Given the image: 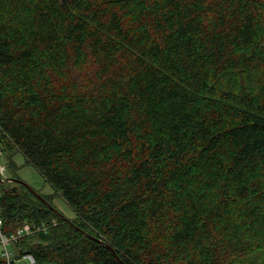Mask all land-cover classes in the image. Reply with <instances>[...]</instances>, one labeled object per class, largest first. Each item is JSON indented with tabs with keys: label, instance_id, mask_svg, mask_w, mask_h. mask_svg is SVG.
Listing matches in <instances>:
<instances>
[{
	"label": "trees",
	"instance_id": "trees-1",
	"mask_svg": "<svg viewBox=\"0 0 264 264\" xmlns=\"http://www.w3.org/2000/svg\"><path fill=\"white\" fill-rule=\"evenodd\" d=\"M0 150L76 213L4 189L16 260L264 264V0H0Z\"/></svg>",
	"mask_w": 264,
	"mask_h": 264
},
{
	"label": "rangeland",
	"instance_id": "rangeland-1",
	"mask_svg": "<svg viewBox=\"0 0 264 264\" xmlns=\"http://www.w3.org/2000/svg\"><path fill=\"white\" fill-rule=\"evenodd\" d=\"M14 162L16 164L15 165L16 169L15 168L13 169L8 165L7 159L4 156H1V150H0V195L4 189L14 188L18 185L20 186V184L11 181V180H18L28 185L31 189H33L40 195L48 198L51 197L52 205L59 212H61V214L64 217H66L68 220L76 219V213L74 212L72 207L64 200L62 196H60L55 192L53 187L45 180V178L34 166L27 163L26 158L22 153H17L15 155ZM2 168L4 169L3 173L1 172ZM16 235L17 234H15L14 236ZM6 238L10 239V237H6ZM15 244L16 243L10 244L8 246L9 249L14 250ZM4 249L5 246L3 244L0 245V255L4 251ZM29 263L30 262L25 258L17 259L15 261V264H29ZM88 264H92V263H88Z\"/></svg>",
	"mask_w": 264,
	"mask_h": 264
},
{
	"label": "built area",
	"instance_id": "built-area-1",
	"mask_svg": "<svg viewBox=\"0 0 264 264\" xmlns=\"http://www.w3.org/2000/svg\"><path fill=\"white\" fill-rule=\"evenodd\" d=\"M1 172L2 173L4 172L3 168L1 169ZM2 226H3V220H2L1 213H0V245L3 244L5 246V249L1 253V256L4 258L6 264H13L15 252L12 249L11 250L9 249L8 246L10 244L17 243L19 239H22L28 235L40 234L43 232H47L52 227L56 226V222H54L53 224L42 223L40 225L25 224V225H23V227L18 229V231L16 233L17 235L10 237V239L6 238L4 236V234L2 233ZM24 258L28 259L30 264H36V261L33 258V256L26 255V256H24Z\"/></svg>",
	"mask_w": 264,
	"mask_h": 264
},
{
	"label": "water",
	"instance_id": "water-1",
	"mask_svg": "<svg viewBox=\"0 0 264 264\" xmlns=\"http://www.w3.org/2000/svg\"><path fill=\"white\" fill-rule=\"evenodd\" d=\"M12 182H15V183H18L20 185H23L27 188V190L29 192H31L33 195H35L36 198H38L39 200H41L42 202L48 204V206H50L52 209H54L56 212H58L55 208L52 207L51 204H49L41 195H39V193H37L36 191H34L33 189H31L28 185H26L25 183L21 182V181H18V180H11ZM61 215V214H60ZM61 217L68 223H71L70 220H68L66 217H64L63 215H61ZM72 224V223H71ZM109 249H111V251L113 252V255L117 258V260L123 264V262L121 261V259L118 257V255L116 254V252L110 247V246H107Z\"/></svg>",
	"mask_w": 264,
	"mask_h": 264
},
{
	"label": "snow or ice",
	"instance_id": "snow-or-ice-1",
	"mask_svg": "<svg viewBox=\"0 0 264 264\" xmlns=\"http://www.w3.org/2000/svg\"><path fill=\"white\" fill-rule=\"evenodd\" d=\"M61 3L64 8L71 9L72 7H75L76 0H61Z\"/></svg>",
	"mask_w": 264,
	"mask_h": 264
},
{
	"label": "bare ground",
	"instance_id": "bare-ground-1",
	"mask_svg": "<svg viewBox=\"0 0 264 264\" xmlns=\"http://www.w3.org/2000/svg\"><path fill=\"white\" fill-rule=\"evenodd\" d=\"M39 195H40V194H39ZM41 196H42V195H41ZM49 204H50V203H49ZM52 207H53V206H52ZM53 208H54V207H53ZM0 213H1V212H0ZM54 222H56V225L58 224L57 221H52V223H45V224H53ZM30 225H34V224H30ZM54 227H55V226H54ZM52 228H53V227H52ZM49 230H51V229H49ZM49 230H48V231H49ZM48 231H47V232H48ZM47 232H43V233L46 234ZM33 235H38V234H33ZM33 235H32V236H33ZM13 236H14V235H13ZM28 236H31V235H28ZM26 237H27V236H26ZM29 255H30V254H29ZM31 256H32V255H31ZM27 260H28V259H27ZM15 261H16V256H14L13 264H15ZM28 261H29V260H28ZM29 264H30V263H29Z\"/></svg>",
	"mask_w": 264,
	"mask_h": 264
}]
</instances>
